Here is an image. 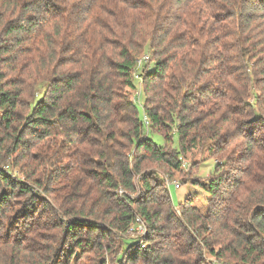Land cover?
<instances>
[{"label":"trees","instance_id":"obj_1","mask_svg":"<svg viewBox=\"0 0 264 264\" xmlns=\"http://www.w3.org/2000/svg\"><path fill=\"white\" fill-rule=\"evenodd\" d=\"M196 153L204 213L165 180ZM108 256L264 264V0H0V264Z\"/></svg>","mask_w":264,"mask_h":264},{"label":"rangeland","instance_id":"obj_2","mask_svg":"<svg viewBox=\"0 0 264 264\" xmlns=\"http://www.w3.org/2000/svg\"><path fill=\"white\" fill-rule=\"evenodd\" d=\"M148 55L150 56V54ZM144 65H145L144 62L138 65L136 73H139L143 69ZM134 81L136 88H138L139 80L135 79ZM134 90L132 91V94ZM143 100H144V94H143V90H141L139 97L135 102L140 114H143V107H142ZM150 135L157 144L161 145L164 143L163 137L158 133L151 132ZM176 143H177V136L174 135L171 146L173 148L176 147L177 145ZM195 158L199 159L200 153H196L194 157H190L189 159H187L186 160L187 163L185 161L184 162L188 164L190 167V162L196 160ZM214 164H215V158L213 156L205 157V159L200 161L198 165H193V168L183 167L182 173L175 174L174 176L165 179L167 184V189L171 197V201L175 207H179V204L183 203L185 199L188 198V200L191 202L192 205L197 206L201 212L203 213L206 212L208 193L201 183L204 182L208 178V175L213 172ZM5 168H7V166ZM7 169L8 172L11 173L13 176L18 177L22 181L26 180V177L20 173L18 168L10 167ZM159 174L161 176L163 175L162 173ZM172 181L180 182L181 183L180 187L175 188L174 183ZM127 235L130 236V238L138 239L140 241L139 245L142 247L144 246L142 242V238L144 236L138 234H132V233H127ZM108 257L109 259H107L106 264H118L116 260H111L112 258L110 256Z\"/></svg>","mask_w":264,"mask_h":264},{"label":"built area","instance_id":"obj_3","mask_svg":"<svg viewBox=\"0 0 264 264\" xmlns=\"http://www.w3.org/2000/svg\"><path fill=\"white\" fill-rule=\"evenodd\" d=\"M148 60H149V55L148 54H144L139 59H137V62H138V65H140L142 62H146ZM134 78L139 80L138 88H135V91H134V97L137 100V98L139 97V94H140V92L142 90L141 77H140V75L138 73H135L134 74ZM143 118H144V122L146 124H148L147 117L144 116ZM183 167H189V165L186 164L185 162H183ZM172 182L174 183L175 188H179L180 187V184H181L180 182H178V181H172ZM119 192L121 193L122 190H119ZM127 232L128 233H132V234H138V235L144 236L146 234V232H147V227H146L145 223L143 222L142 218L139 217V216H136L134 224H132V226L129 228V230Z\"/></svg>","mask_w":264,"mask_h":264}]
</instances>
